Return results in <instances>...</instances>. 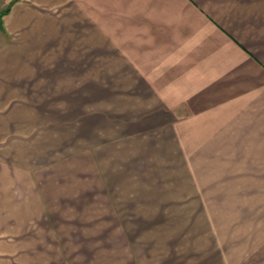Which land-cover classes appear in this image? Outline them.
<instances>
[{"label":"crops","instance_id":"crops-1","mask_svg":"<svg viewBox=\"0 0 264 264\" xmlns=\"http://www.w3.org/2000/svg\"><path fill=\"white\" fill-rule=\"evenodd\" d=\"M0 264H264V0H0Z\"/></svg>","mask_w":264,"mask_h":264}]
</instances>
